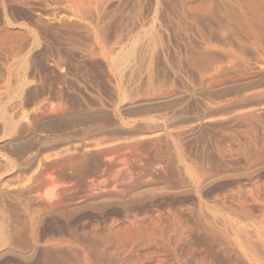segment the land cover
Here are the masks:
<instances>
[{
    "label": "rangeland",
    "instance_id": "rangeland-1",
    "mask_svg": "<svg viewBox=\"0 0 264 264\" xmlns=\"http://www.w3.org/2000/svg\"><path fill=\"white\" fill-rule=\"evenodd\" d=\"M175 146L214 194L247 176L264 191V0H0L1 255L30 254L24 222L46 178L79 193L140 152L167 170L133 199L195 193Z\"/></svg>",
    "mask_w": 264,
    "mask_h": 264
},
{
    "label": "bare ground",
    "instance_id": "bare-ground-1",
    "mask_svg": "<svg viewBox=\"0 0 264 264\" xmlns=\"http://www.w3.org/2000/svg\"><path fill=\"white\" fill-rule=\"evenodd\" d=\"M179 150L175 146L173 153L178 158L176 160L183 162L182 170L188 179L184 183L194 187L195 193L187 191L188 188L184 191L179 183L170 182L171 188L176 189L181 185L183 190L178 189L180 191L150 200H134L133 195L140 187L154 182L151 175L162 180L167 170V159L162 155L156 156L159 158L153 162L145 159L147 164H139L140 152L138 156L136 154L137 157L133 153L138 162L134 159L130 162L126 155L122 166L125 170H119L122 173L119 178L114 176L117 178L104 182V177V184H101L95 178L98 171L91 172V176L87 177L90 179L79 193L73 192L65 184H58L55 178H46L43 195L41 198L37 195L40 204L30 210L27 206L26 221H23L30 233L27 234L30 235V242H25L26 247L30 243V254L19 258L3 252V255L0 254V264H264L263 217L254 214L251 208L253 203L259 201L264 204V191L255 187L257 183L254 184L252 178L247 176L243 177L242 186L234 187L235 190L228 191L230 193L214 194L215 191H212L220 186L215 188L212 185L208 189L200 185L202 181L194 178L190 164L185 162ZM141 152L143 159L145 152ZM253 161H247L246 169L251 167ZM100 162L104 161H96V169L100 167ZM154 167L159 169V175L156 171L154 173ZM123 201L128 204H123ZM63 216L66 217L64 221L61 220ZM5 226L1 230H6ZM201 232L206 234L209 249L194 242L196 234ZM0 239L2 247L9 243L6 234ZM20 241L23 242L22 239ZM210 254L218 261H211Z\"/></svg>",
    "mask_w": 264,
    "mask_h": 264
}]
</instances>
